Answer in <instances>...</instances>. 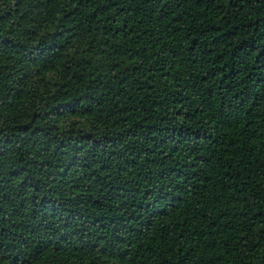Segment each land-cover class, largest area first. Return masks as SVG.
I'll return each mask as SVG.
<instances>
[{"label":"trees","instance_id":"16d2710c","mask_svg":"<svg viewBox=\"0 0 264 264\" xmlns=\"http://www.w3.org/2000/svg\"><path fill=\"white\" fill-rule=\"evenodd\" d=\"M0 264H264V0H0Z\"/></svg>","mask_w":264,"mask_h":264}]
</instances>
